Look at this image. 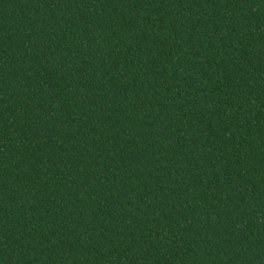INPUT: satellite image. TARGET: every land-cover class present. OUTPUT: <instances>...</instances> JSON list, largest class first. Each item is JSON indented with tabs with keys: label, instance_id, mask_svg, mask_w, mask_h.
<instances>
[{
	"label": "trees",
	"instance_id": "trees-1",
	"mask_svg": "<svg viewBox=\"0 0 264 264\" xmlns=\"http://www.w3.org/2000/svg\"><path fill=\"white\" fill-rule=\"evenodd\" d=\"M0 264H264V0H0Z\"/></svg>",
	"mask_w": 264,
	"mask_h": 264
}]
</instances>
